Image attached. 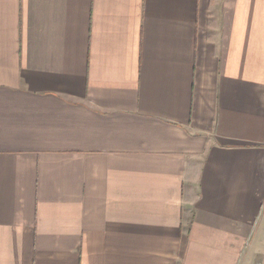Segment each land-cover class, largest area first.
Wrapping results in <instances>:
<instances>
[{"label":"crops","instance_id":"crops-1","mask_svg":"<svg viewBox=\"0 0 264 264\" xmlns=\"http://www.w3.org/2000/svg\"><path fill=\"white\" fill-rule=\"evenodd\" d=\"M0 264H264V0H0Z\"/></svg>","mask_w":264,"mask_h":264}]
</instances>
